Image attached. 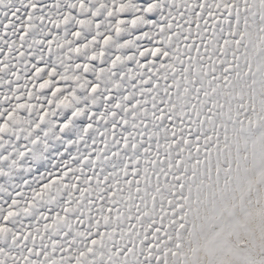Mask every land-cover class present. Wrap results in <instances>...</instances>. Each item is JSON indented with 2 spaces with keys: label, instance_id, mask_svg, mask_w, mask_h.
Instances as JSON below:
<instances>
[{
  "label": "snow or ice",
  "instance_id": "snow-or-ice-1",
  "mask_svg": "<svg viewBox=\"0 0 264 264\" xmlns=\"http://www.w3.org/2000/svg\"><path fill=\"white\" fill-rule=\"evenodd\" d=\"M0 264H264V0H0Z\"/></svg>",
  "mask_w": 264,
  "mask_h": 264
}]
</instances>
